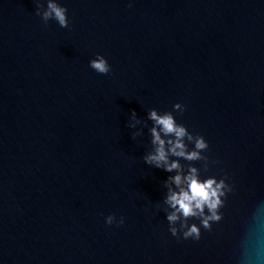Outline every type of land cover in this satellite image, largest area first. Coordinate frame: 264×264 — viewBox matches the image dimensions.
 <instances>
[{
    "label": "water",
    "instance_id": "95a60500",
    "mask_svg": "<svg viewBox=\"0 0 264 264\" xmlns=\"http://www.w3.org/2000/svg\"><path fill=\"white\" fill-rule=\"evenodd\" d=\"M52 2L0 0V264H264V0ZM152 109L206 142V226L165 218Z\"/></svg>",
    "mask_w": 264,
    "mask_h": 264
},
{
    "label": "clouds",
    "instance_id": "9594fccd",
    "mask_svg": "<svg viewBox=\"0 0 264 264\" xmlns=\"http://www.w3.org/2000/svg\"><path fill=\"white\" fill-rule=\"evenodd\" d=\"M64 12L62 7L49 0L43 16L47 18L51 15L61 27H64L66 26ZM89 67L101 74L109 71L107 62L100 56L90 60ZM178 107L179 105H173L174 109ZM147 119L152 121V126L148 129L152 149L144 155V163L161 169L165 173H170L163 181V186L166 189L164 202L171 209L165 218L169 222H173L178 218V215L182 217L202 215L204 207H207L212 215L204 217L202 220L206 226L208 219L218 218L215 216L214 210L220 203L218 197L222 195V182H216L213 178L202 181L198 178L195 168L190 166L186 172H183L179 163L180 159H198L199 150L206 147V142L202 137H197L194 142V150L186 151L184 138L187 137L191 140L192 137L182 125L176 123L171 113L158 114L155 109H152L148 111ZM169 157L176 159L170 160ZM111 220V216L107 217L106 223H111ZM120 223H123V220ZM171 231L175 234V229H171ZM197 233L198 230L195 226H189L184 236Z\"/></svg>",
    "mask_w": 264,
    "mask_h": 264
}]
</instances>
